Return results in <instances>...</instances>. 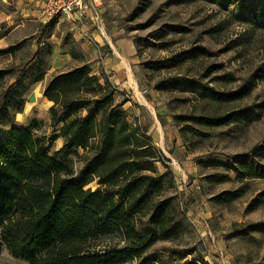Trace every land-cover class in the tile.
Wrapping results in <instances>:
<instances>
[{
    "label": "rangeland",
    "instance_id": "1",
    "mask_svg": "<svg viewBox=\"0 0 264 264\" xmlns=\"http://www.w3.org/2000/svg\"><path fill=\"white\" fill-rule=\"evenodd\" d=\"M42 5L43 0H0V50L18 47L13 53L0 51V98L5 91L11 93L8 112L0 113V130L10 128L12 117L44 136L51 152L60 151L62 124L51 125V105L42 97L29 98L39 83L32 81L42 76L40 83L45 84L53 75L82 65L93 73L101 54L114 56L118 50L127 57L135 81L117 89L114 103L127 99L123 107L129 119L145 126L161 150L165 164L158 162L159 172L165 166L171 169V183L161 198L174 196L188 223L180 238L158 241L122 264H188L201 259L210 264L263 263L264 178L239 179L227 166L264 143V115L248 124L196 125L210 133L199 137L175 116L203 114L212 106L193 93L158 86L177 74L187 75L223 91L248 85L244 100L227 108L264 102V0H92L82 17L63 15L53 21L42 18ZM195 47L210 53L171 67H151L153 61ZM212 65L222 68L206 75ZM224 74L233 79L212 82ZM84 153L80 149L78 156H71L76 170L83 165ZM223 174L229 178H211ZM98 186L97 180L88 185ZM226 190L242 195L228 204L217 203L214 196ZM0 264L30 263L4 246Z\"/></svg>",
    "mask_w": 264,
    "mask_h": 264
},
{
    "label": "trees",
    "instance_id": "2",
    "mask_svg": "<svg viewBox=\"0 0 264 264\" xmlns=\"http://www.w3.org/2000/svg\"><path fill=\"white\" fill-rule=\"evenodd\" d=\"M17 48L0 51L13 53ZM209 53L195 47L150 64L162 69ZM221 68L212 65L206 75ZM232 79L224 74L212 82ZM158 89L190 92L212 106L211 112L175 116L199 137L210 135L200 126L248 124L264 115V102L227 108L244 100L248 85L223 91L197 77L177 74L160 81ZM116 92L108 77L93 74L87 65L47 81L44 95L53 102L51 125L62 124L58 136L64 145L58 152H51L47 139L31 126L12 117L7 122L10 128L0 130V253L5 246L30 264H122L142 256L158 241L176 240L187 232L185 213L175 197L161 198L171 183L170 167L159 172L158 162L165 164L161 150L145 126L129 119L123 107L128 100L114 103ZM10 97V91L1 95L0 113L8 112ZM80 149L85 151L83 165L76 170L71 156H78ZM227 167L239 179L264 178V143ZM94 180L99 186L92 189L88 185ZM241 195L226 190L214 200L228 204ZM188 264L210 263L201 259Z\"/></svg>",
    "mask_w": 264,
    "mask_h": 264
},
{
    "label": "crops",
    "instance_id": "3",
    "mask_svg": "<svg viewBox=\"0 0 264 264\" xmlns=\"http://www.w3.org/2000/svg\"><path fill=\"white\" fill-rule=\"evenodd\" d=\"M118 55L109 56V54L100 55L99 58L95 61V65L93 66V74L104 75L109 78V80L113 83V85L117 89H121V87H126L127 84H133L135 81V74L128 62V59L125 55H122L117 50ZM63 72V71H62ZM29 94V98L39 99L43 98L48 105L52 106L53 102L50 101L44 95V87L47 83H40L42 81H38ZM31 106V103H28Z\"/></svg>",
    "mask_w": 264,
    "mask_h": 264
},
{
    "label": "built area",
    "instance_id": "4",
    "mask_svg": "<svg viewBox=\"0 0 264 264\" xmlns=\"http://www.w3.org/2000/svg\"><path fill=\"white\" fill-rule=\"evenodd\" d=\"M92 0H43L41 16L45 21H53L63 15L82 17Z\"/></svg>",
    "mask_w": 264,
    "mask_h": 264
}]
</instances>
